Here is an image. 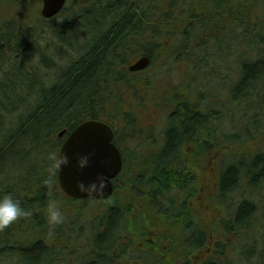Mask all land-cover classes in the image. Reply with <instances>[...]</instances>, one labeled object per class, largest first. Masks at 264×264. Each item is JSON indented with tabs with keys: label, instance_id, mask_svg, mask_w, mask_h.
<instances>
[{
	"label": "trees",
	"instance_id": "1",
	"mask_svg": "<svg viewBox=\"0 0 264 264\" xmlns=\"http://www.w3.org/2000/svg\"><path fill=\"white\" fill-rule=\"evenodd\" d=\"M12 1L18 8L13 11L8 8L12 11L9 21H5L6 9L0 2V26L8 28L0 33V91H5L8 82H12L14 93L28 90L25 78L37 73L32 53L41 39L53 40L47 37L50 34L57 36L59 57L68 59L69 64L59 73L55 88L46 89L42 98L37 96L36 89L23 94L19 111L29 113L16 129L0 127L4 139L0 144V198L12 195L20 202L23 189L39 188L52 182L49 173L53 170L52 164L33 161L32 154L45 146L53 152V134L64 122L70 121L74 127L88 119L105 122L115 109L123 112L124 108L133 106L132 101L137 98L128 95L130 87L135 89L137 83L151 86L165 76L170 78L168 75L173 68L180 65L184 68L181 71L184 79L201 76L203 83L205 80L208 83L201 85L202 91L194 90L191 81L188 84V93L193 99L184 98L185 103L178 104L186 107L180 115L182 121L171 124L165 134L168 142L165 163L140 166V161L135 163L126 157L123 173L129 177L131 172H140V186L184 188L187 199L183 203L187 208L182 215L199 224L194 231L196 234L189 231L187 234L188 240H199V251L193 253L198 254L196 261L187 259L188 264H238L239 254L235 253L240 244H244L240 255L245 257V264H264V201L238 195L241 189L256 195L264 188V151L243 155L245 145L230 142L240 136L231 139L220 131L219 125L210 127L208 124L209 119H219L218 114L226 110L229 115L231 111V115L241 116L236 122L240 127L249 112L256 122H263L264 0H70L63 11L71 13L58 17L63 19L61 22H56L58 15L53 17L54 21L43 20L35 0ZM97 9L101 10V16L92 17ZM80 28L87 31L82 43L62 38L68 29L76 37L75 32ZM64 44L70 49L66 53L61 52ZM77 49H82L80 54ZM143 53L151 57L152 65L158 63L161 73L131 75L123 68ZM21 62L19 70L14 71ZM192 63L195 69L191 71ZM14 75H19L15 81ZM169 93L165 106L172 101ZM16 111L3 112L12 115ZM237 128L235 126L234 130ZM248 133L252 135L251 131ZM214 134L217 159L223 149V154L231 155L230 159L238 158L236 162L225 166L229 160L225 161L226 155L222 162L210 161L207 156L190 162L186 160L188 155L175 157L178 152L172 147L180 146L179 139L190 142L201 139L200 146L209 152L212 150L210 138ZM227 143L229 146H225ZM26 167L30 171L24 175ZM3 175L6 180L1 179ZM133 178L137 180L138 175ZM210 191L213 198L206 200ZM20 205L22 207L21 202ZM114 213L109 215L107 224L114 221ZM174 214L170 208H165V218ZM24 223L19 216L12 223L0 226V264L56 263L50 258L55 255L56 243H34L36 225L28 222L30 227H25ZM43 232L47 234L46 229ZM71 234L67 233L69 240L65 244L74 242L79 235L72 238ZM246 245L255 250L246 253ZM106 248L102 252L108 254L111 244ZM36 250L38 256L31 257L29 253ZM98 252L95 249L91 254V261H103L102 255L98 258ZM255 257L257 262L252 261ZM61 258L58 263L66 262V255Z\"/></svg>",
	"mask_w": 264,
	"mask_h": 264
},
{
	"label": "flooded vegetation",
	"instance_id": "2",
	"mask_svg": "<svg viewBox=\"0 0 264 264\" xmlns=\"http://www.w3.org/2000/svg\"><path fill=\"white\" fill-rule=\"evenodd\" d=\"M7 30V27L2 28L3 33ZM52 49L49 46L50 65L42 62L40 50L37 54L39 78L36 87L39 98H42L46 89H54L58 79ZM21 64L22 62L17 64L14 71L20 68ZM101 91V95H104V90ZM55 94L53 93L54 97ZM158 94L159 98H154L149 103L144 99H135L137 103L124 108V113L115 109L107 120V124L114 132L112 143L122 158L128 157L135 163L140 161L138 163L140 166L145 163L151 166L160 161L165 163V146L168 144L165 134L171 124L182 121L180 115L186 107L178 106L182 102L179 98L172 99L165 107V91ZM185 101L183 100L184 103ZM211 121L209 119V125ZM262 123L259 121L258 124ZM76 127L70 121H66L53 134L51 144L56 155L58 154V160L62 146ZM215 137L214 134L210 139ZM178 141L180 146L172 147L178 152L175 157L188 155L187 162L211 153L202 149L201 139H198V142L181 139ZM209 143L212 144L213 150L216 142ZM52 169V172L50 171L52 182H48V185L46 183L45 186L39 185V188L23 189L19 197L22 208L29 213L20 216V220L25 222L23 226L30 227L28 222L36 225L34 243L43 241L56 243L55 255L50 257L55 259L54 264H73L74 261L75 264H188L192 258L196 261L198 254L193 253L199 251V240L197 238L198 241L192 242L188 240L187 234L188 231L194 232L199 224L196 220L186 219L185 215H182L187 208L183 203V200L187 199L184 188L140 186L138 183L140 172H131L129 177L124 174L114 181L113 193L108 198L79 200L69 197L64 192L59 183L56 166ZM28 171L30 169H27L24 175L29 174ZM135 174L138 175L137 180L133 178ZM145 181L146 178L143 179V182ZM128 183L131 185L127 186ZM52 205L62 213L59 223L49 221V207ZM165 208H170L175 214L165 218ZM90 210H93L92 214ZM113 212L114 221L107 224L109 215ZM87 213L88 218L83 219ZM79 223L82 224L79 226ZM43 229H46L47 234ZM70 231H75L79 235L74 242L65 244L69 240L67 233ZM94 244L99 251L98 258L103 256L102 262L90 260L91 254L95 251ZM108 244H111V248L107 254V251H102L107 249ZM84 246L87 248L86 251H83ZM34 255L38 256V250ZM62 255H66V262L58 263L62 260Z\"/></svg>",
	"mask_w": 264,
	"mask_h": 264
},
{
	"label": "rangeland",
	"instance_id": "3",
	"mask_svg": "<svg viewBox=\"0 0 264 264\" xmlns=\"http://www.w3.org/2000/svg\"><path fill=\"white\" fill-rule=\"evenodd\" d=\"M36 3L37 4L40 3V0H36ZM69 3H70V0H68V2L66 4V7L69 6ZM70 7H71V4H70ZM21 8H23V6ZM63 13H71V11L65 9V11H63L60 15H58L56 17L57 19L55 18L56 19V22L57 21L61 22L63 20L62 18H58L61 15H63ZM11 14H12V11H6L4 13V18H10L11 17ZM99 16H101V10L97 9L94 12V15L92 17H97L98 18ZM85 24H88V22L86 21ZM69 30L70 29L64 31V32H66V35L62 36V38L65 41H70L71 43L72 42L73 43H78V42L82 43L83 42V40H84L83 31L80 32V33L75 32V35H76V37H75L72 34V32L69 31ZM41 37H43V36H41ZM40 42H42V44L46 45L48 41L45 38V40L44 39H41ZM53 46H54L55 49H57L58 48V43L57 42H53ZM61 49H62L61 52H64V53H66V52H68L70 50L69 49V46L67 44H64ZM76 51H77V54H80L81 51H82V49L81 50L80 49H77ZM34 52H35V54H38L39 50L36 48V50ZM41 56H42V58H41L42 59V62L44 64H46V65H50L51 64V60H50L51 58H50L49 53H47L46 55L43 54ZM33 58H34V62H36L37 57L35 58V56H33ZM200 60L201 59L198 58L197 62H200ZM54 61L57 64V66H56V72L55 73H57V77H58L59 76V73L60 72L62 73L65 70V68L67 67V65L69 64V60L68 59H65V57L62 58V59H60L58 57V55L56 54V57H54ZM23 64L24 65H27L25 62ZM59 65L61 66L60 68H59ZM167 68L168 67L165 68L166 71H167ZM161 69L162 68L159 67L158 63H155L153 66L150 67V69L148 70L147 74L148 75H153L155 73H161ZM194 69L195 68H194L193 63H192L191 64V71L194 70ZM180 70H181L180 65H176L175 68H173V70L171 71V79L172 80H177L178 79V77L181 74ZM231 77L233 78V76H231ZM15 78L16 77L14 76L13 77V81H15ZM38 78L39 77L37 76V73L36 74L34 73V75H31V76L25 78L27 80V82H28V86H26V88L28 90H30V91H31V89L32 90H35L36 89V92H37L36 83L38 81ZM190 81H191L192 85L193 86H196L197 88L200 86V84L203 85V84L208 83L207 80H205L206 82L203 83L204 79L201 76L200 77H197L196 79H195L194 76H191V78L188 79V80L182 78L181 80H179L177 82H172L171 80H169V78L167 76H165V78L161 79L160 81H158L155 84L153 83V85H151V86H146L143 83H137L135 89H133L131 87L128 89V95L129 96H132L133 95L137 99H141V100L144 99V100H146V103H149L154 98L158 99L159 98V94L158 93H161V88L163 86H167V87H172L171 90H170V93H169V95L172 96V99L179 98L182 101L184 100V98L188 99V97H190V98L193 99V96L188 93V87L187 86L190 83ZM22 84H24V79L22 80ZM12 89H13L12 82L11 83L8 82L7 86L5 87V91H3V92L0 91V104L2 105V107L0 108V111H1L0 112V127H5L6 129H8L9 127H15L14 129H16L17 128V125L20 124V121L22 119H24L26 117V115L29 113V111H28L25 114H21L20 111L23 113L24 112L23 109L19 111V106H20V104L23 103V98H24L23 94L28 93V90L26 91L25 89H23L20 92V94H18V93H14ZM135 91H136V94H135ZM215 101H216V99H215ZM132 102L133 103H136V101H132ZM163 102H164V98L161 99V105H163ZM14 109H17V111L14 112L12 115H9V114H6L5 112H3L4 110H6V111H9V110L13 111ZM31 109H33V108H31ZM240 117L241 116H239V115H236V116L233 115V118H231V121H233V123H234V125H233L230 122V118L228 117L227 114L226 115L225 114L221 115L219 117V119L217 120V122L221 126V127L219 126V129L220 130H225V133H227L228 135H232L233 131L230 130V129H233L234 130L235 126H239L238 127L239 130H237V132H236V134L234 136H236V137H239L240 136V138H244L246 132H248V131H251L252 132V129L255 128V122L251 118V119H249L248 122H246L245 124H243L240 127V125L236 123V122H238V120H239ZM49 123H51V122L49 121L47 123V125H49ZM254 134H256V132ZM260 138H262V136L258 135L256 142ZM232 141L234 142V140H231L230 142H232ZM210 142L211 143H215L216 140L215 139H211ZM226 145H228V143ZM39 146H41V145L39 144ZM28 150H31V149H28ZM260 150H263L264 151V144L259 145L258 147H253V149H252L253 153H256L257 151H260ZM53 154L54 153L49 148L46 149V146H45V148L43 147L40 150H38V152L36 153L35 156H32V160L33 161H34V159L37 160V161H41V160L45 161L46 160L49 164H52L54 166V155ZM225 155L226 154H222V156L219 159L220 162L223 161V156H225ZM230 157H231V155H226L225 161L228 160V159L229 160L225 162V166L228 165V164L230 165L232 162H236L238 160V158H236V157H233L231 159H230ZM144 160H147V159H144ZM151 167H153L152 164H151ZM26 169H27V167H26ZM25 172H27V170H25ZM259 193L260 194L252 195V193H249L248 191H244L243 189H241V191L238 193V195L241 198H243L246 195L248 197L249 196H252V199L254 198L256 201H259V202L263 203V201H264V188H262L261 189V192H259ZM235 200L237 201V197L235 198ZM91 209H93V208H91ZM262 211L264 213V204H263V210ZM92 212H93V210H90V213L91 214H92ZM88 216H89V214L87 213L83 217V219L88 218ZM81 224L82 223H79V226ZM78 234L79 233H76L75 231H73L72 234H71L72 235V238H75V236H77ZM97 236H98V234H97ZM77 245H79V242L78 241H77ZM243 245L244 244H240L239 246L236 247L237 248V253H235V254H239L237 259L240 260L238 262V264H245V262H246L245 261V257L240 255L241 254V250L240 249L243 247ZM96 247H97V245L94 244V249H96ZM82 249H80V250H82ZM86 249L87 248L84 246L83 251H86ZM245 249L247 251L246 253H252L253 250H255L253 248V246H250V247L247 246ZM30 254H31V257H34L35 252L34 253H29V255ZM252 261L253 262H257L258 259L255 257V258H253ZM24 264H27V262L24 261ZM66 264H69V263H66ZM73 264H75V261H74Z\"/></svg>",
	"mask_w": 264,
	"mask_h": 264
},
{
	"label": "water",
	"instance_id": "4",
	"mask_svg": "<svg viewBox=\"0 0 264 264\" xmlns=\"http://www.w3.org/2000/svg\"><path fill=\"white\" fill-rule=\"evenodd\" d=\"M65 3L66 0H43L42 16L54 17ZM150 62L148 56H143L129 69L133 72L144 70ZM112 139V129L97 120L85 121L71 133L61 149L58 170L60 185L68 195L105 199L112 194V179L120 173L123 165Z\"/></svg>",
	"mask_w": 264,
	"mask_h": 264
},
{
	"label": "clouds",
	"instance_id": "5",
	"mask_svg": "<svg viewBox=\"0 0 264 264\" xmlns=\"http://www.w3.org/2000/svg\"><path fill=\"white\" fill-rule=\"evenodd\" d=\"M67 162V157L64 158ZM20 202L13 198L12 195H4L0 198V226H6L12 223L21 215H28ZM62 219V213L54 205L49 207V221L50 223H59Z\"/></svg>",
	"mask_w": 264,
	"mask_h": 264
},
{
	"label": "bare ground",
	"instance_id": "6",
	"mask_svg": "<svg viewBox=\"0 0 264 264\" xmlns=\"http://www.w3.org/2000/svg\"><path fill=\"white\" fill-rule=\"evenodd\" d=\"M67 2H68V0H66V3H65V6H64V8L66 7V4H67ZM64 8L57 14V15H59L63 10H64ZM57 15H55V16H57ZM54 16V17H55ZM74 129V128H73Z\"/></svg>",
	"mask_w": 264,
	"mask_h": 264
}]
</instances>
